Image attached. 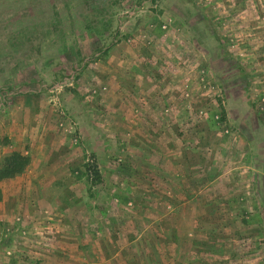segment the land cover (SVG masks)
Here are the masks:
<instances>
[{"label":"rangeland","instance_id":"1","mask_svg":"<svg viewBox=\"0 0 264 264\" xmlns=\"http://www.w3.org/2000/svg\"><path fill=\"white\" fill-rule=\"evenodd\" d=\"M0 264H264V0H0Z\"/></svg>","mask_w":264,"mask_h":264}]
</instances>
